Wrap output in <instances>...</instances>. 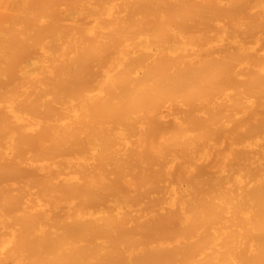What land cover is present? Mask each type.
<instances>
[{"label": "bare ground", "instance_id": "obj_1", "mask_svg": "<svg viewBox=\"0 0 264 264\" xmlns=\"http://www.w3.org/2000/svg\"><path fill=\"white\" fill-rule=\"evenodd\" d=\"M0 264H264V0H0Z\"/></svg>", "mask_w": 264, "mask_h": 264}]
</instances>
